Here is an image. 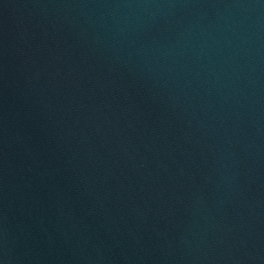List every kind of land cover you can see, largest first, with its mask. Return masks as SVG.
Instances as JSON below:
<instances>
[{
  "label": "water",
  "instance_id": "95a60500",
  "mask_svg": "<svg viewBox=\"0 0 264 264\" xmlns=\"http://www.w3.org/2000/svg\"><path fill=\"white\" fill-rule=\"evenodd\" d=\"M0 264H264V0H0Z\"/></svg>",
  "mask_w": 264,
  "mask_h": 264
}]
</instances>
